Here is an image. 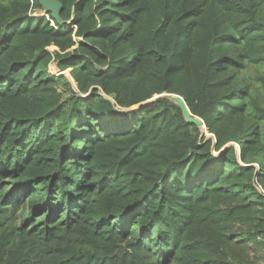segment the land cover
I'll return each mask as SVG.
<instances>
[{"label": "trees", "instance_id": "1", "mask_svg": "<svg viewBox=\"0 0 264 264\" xmlns=\"http://www.w3.org/2000/svg\"><path fill=\"white\" fill-rule=\"evenodd\" d=\"M56 1L0 0V264H264V0Z\"/></svg>", "mask_w": 264, "mask_h": 264}, {"label": "water", "instance_id": "2", "mask_svg": "<svg viewBox=\"0 0 264 264\" xmlns=\"http://www.w3.org/2000/svg\"><path fill=\"white\" fill-rule=\"evenodd\" d=\"M38 1H39V4L41 5V7H43L44 11H45V14H43L41 16H45V15H47V13H50L51 18L57 24H61V17H60V11L62 8L61 3L59 1H56V0H38ZM61 74H62V72H61ZM156 99H168V100L172 101L173 103H175L178 106L185 123L190 124V125H194L198 129H200L203 134L207 135V131L203 125L202 120L199 117L192 115L190 113L189 109L187 108L185 102L183 101V99L180 96L175 95V94L163 93V94L154 96L153 98L130 108V110L131 109L144 108L148 104H150L151 102L155 101ZM123 252H124V247L122 245H118L117 251L115 252L114 255L122 256Z\"/></svg>", "mask_w": 264, "mask_h": 264}, {"label": "rangeland", "instance_id": "3", "mask_svg": "<svg viewBox=\"0 0 264 264\" xmlns=\"http://www.w3.org/2000/svg\"><path fill=\"white\" fill-rule=\"evenodd\" d=\"M43 14H45V11H44V8L42 7L40 10H34L32 13H31V15L32 16H41V15H43ZM47 50L49 51V52H52L53 50H54V48L53 47H49V48H47ZM48 68L51 70V69H55L56 68V63L55 62H51L49 65H48ZM62 74L65 76V78H66V81H67V83H68V85L71 87V88H73L74 89V82H73V80H72V78L70 77V74H69V70H65L64 72H62ZM67 93H63V97L64 98H66L67 97ZM207 137H209V135H206ZM211 137V136H210Z\"/></svg>", "mask_w": 264, "mask_h": 264}, {"label": "built area", "instance_id": "4", "mask_svg": "<svg viewBox=\"0 0 264 264\" xmlns=\"http://www.w3.org/2000/svg\"><path fill=\"white\" fill-rule=\"evenodd\" d=\"M45 17L49 20V22L51 23V25L54 27L53 21H52L51 19H49L47 15H45ZM71 27H72L73 29H75L74 26H71ZM48 72H49L51 75H53V76H56V75L61 74V71H59V70L57 69V67H56L55 69H51V70L48 69Z\"/></svg>", "mask_w": 264, "mask_h": 264}, {"label": "bare ground", "instance_id": "5", "mask_svg": "<svg viewBox=\"0 0 264 264\" xmlns=\"http://www.w3.org/2000/svg\"><path fill=\"white\" fill-rule=\"evenodd\" d=\"M202 128V127H201Z\"/></svg>", "mask_w": 264, "mask_h": 264}]
</instances>
